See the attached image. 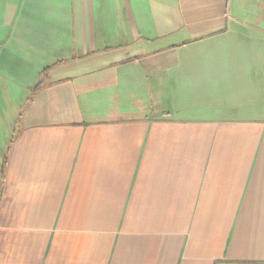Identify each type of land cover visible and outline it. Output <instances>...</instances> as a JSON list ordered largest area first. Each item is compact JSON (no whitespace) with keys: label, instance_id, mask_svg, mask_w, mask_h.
Masks as SVG:
<instances>
[{"label":"crops","instance_id":"crops-1","mask_svg":"<svg viewBox=\"0 0 264 264\" xmlns=\"http://www.w3.org/2000/svg\"><path fill=\"white\" fill-rule=\"evenodd\" d=\"M0 264H264V0H0Z\"/></svg>","mask_w":264,"mask_h":264}]
</instances>
